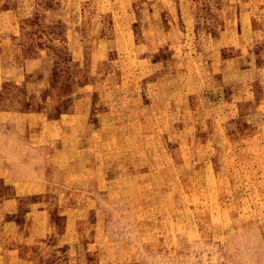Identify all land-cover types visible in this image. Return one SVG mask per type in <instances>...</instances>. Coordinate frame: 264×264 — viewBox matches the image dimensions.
<instances>
[{"label":"rangeland","instance_id":"obj_1","mask_svg":"<svg viewBox=\"0 0 264 264\" xmlns=\"http://www.w3.org/2000/svg\"><path fill=\"white\" fill-rule=\"evenodd\" d=\"M0 87L1 108L36 97V122L84 142L77 159L103 160L98 196L112 235L101 236L102 259L79 264H109L113 253H128L118 264H264V0H0ZM147 114L150 125L137 123ZM12 129L1 112L0 154L16 157L2 145ZM18 150L37 171L58 164ZM59 163L57 175L76 182L74 163ZM3 180L1 203L13 188ZM56 196L30 206H59ZM21 202L0 203V219L23 224ZM66 250L55 248L53 264H68Z\"/></svg>","mask_w":264,"mask_h":264},{"label":"crops","instance_id":"obj_2","mask_svg":"<svg viewBox=\"0 0 264 264\" xmlns=\"http://www.w3.org/2000/svg\"><path fill=\"white\" fill-rule=\"evenodd\" d=\"M253 21H255L254 18ZM248 70L249 72H252L255 70V67L251 65V68H248L246 70V73H248L247 72ZM43 160H48V158ZM79 162L81 161L79 160ZM87 162L88 164L86 165H84L83 163H82L83 165L79 164L78 166L72 164L71 171L72 173L77 174L76 182L72 181L70 183V186H67L64 183L59 184L56 185L53 189H52L53 186L52 180L54 179L53 177L55 176L54 171H56L55 170L56 167L52 165L50 166L46 165V167L42 171L40 170L37 171V169L33 168L36 174H38L39 178L34 179L33 182H30L27 185V186L30 185L28 187L30 188L29 189L30 191L25 190L23 193L17 187L15 188L11 187L12 184L15 185L14 176L8 177L2 175L4 179L3 180L4 184L11 187L10 189H8V191L12 194V196L5 198L3 200L4 203L0 202L1 204L4 205L8 203L9 200H12L15 202L14 210L16 209L21 210L23 205L21 201L16 203L15 198H17V196L19 197L21 195H24V197H26L28 196L27 194L39 195L42 193L51 194L53 196L55 194L57 195L56 199L58 200L59 206L61 204H64L65 211L63 212L59 211L60 212L59 216H61V218L59 220L55 218L54 223H63V224L65 223V225H64V229H62L59 226L55 227L54 224H51L49 222L47 223V221H45V217H43L42 220L38 222L34 220L32 221V219L29 218L30 215L29 206L27 208L28 210H26L24 214L25 217L23 220L24 222L23 224H20L15 219H7V220L0 219V243L2 245L1 250L4 249L5 251L4 253H0V264H53L54 262L53 259L56 254L55 248L57 246L62 247L64 251L65 249H67L66 253L64 254L67 258L68 264H79L81 261H83V257L86 258L88 261L91 260V258L100 259L102 255L105 254L98 252V250L101 248L100 247L101 236L109 238L110 235H112V233L110 229V223L101 214L102 208L105 209L104 208L105 206L102 204L100 197L98 195H100L102 189L104 188L101 187L100 184L101 179L99 176H97L96 178L90 177L89 179H87V180L92 179V181L90 182L91 186L85 184L86 173H88L87 167H90L91 165V167L95 169L96 167L101 166L102 164L101 165L98 164V162H100L98 160L95 161L88 160ZM80 166H82V168H79ZM58 173H60L59 168H57V174ZM64 176L67 175L64 174ZM106 177L109 179L114 176H110L107 174ZM125 177H131V173L126 174ZM70 194L82 195L83 199H80L79 197H75L73 201L72 200L64 201L68 198ZM43 206L44 207L39 210L40 213L47 212L45 206L47 207L48 205H43ZM41 207L42 205H40L39 203V208ZM54 215H56V213ZM45 224L46 226L48 225L46 231L51 233L49 234V236L46 235V233H44V235L39 233L41 231V228H43ZM67 225L80 227V233L74 241L64 240V238H66L65 237L66 234H68V229H65V226ZM58 227L59 229H57ZM52 236L61 238V242L57 246H54L53 243L50 246L48 244H44L45 241L50 240ZM85 247H87L86 250L91 251V253H76L75 249L77 248L84 249ZM116 254L124 256L128 253H113L112 255H114V258L110 259L109 264L119 263L118 260L120 259L117 260L115 258ZM90 264H94V263L91 261ZM95 264H98V261H96Z\"/></svg>","mask_w":264,"mask_h":264},{"label":"bare ground","instance_id":"obj_3","mask_svg":"<svg viewBox=\"0 0 264 264\" xmlns=\"http://www.w3.org/2000/svg\"><path fill=\"white\" fill-rule=\"evenodd\" d=\"M32 81L34 82V79L32 80L31 79V75L28 74V82H29V85L28 86H31V87H34L35 86ZM26 89L29 90V87H26ZM33 100H34L33 101V104H31L29 102H24L23 104H16V107L17 108H15V109H11V108H5L4 109V108H1L0 107V113L3 112L5 114L6 120H11V122H13V129L12 130H13V133H14V137L13 138H9L7 140H4L3 142L1 141L2 142V145L4 147H6V148L15 145V148H16V157H15V155L13 153H8V154H5V155H1L0 154V161H1L0 164L2 163V165H0V179H3V176L2 175H5L6 176V171H9L10 172V176L9 177H11V176L13 177L14 176V180H15V185L16 186L13 184V188H15V187L18 188V185L20 184V186L24 188V190L18 188L22 193L25 190L28 191L27 188L30 186V185L27 186L30 182L27 181V180H23V179H28V178L34 176V174L36 175V172L33 169V166H31V165L30 166H26V165L20 163L21 162L20 161L21 156H20V152L18 150L19 148L20 149L29 150L32 153V155H31L32 158L31 159H33V160L50 158L54 162H56V163L58 162L59 165L57 164L55 166L56 167V169H55L56 171H54L55 176L53 177L54 179L52 180V184H53L52 189L56 185L63 184V183L65 185H67V186H70V178H71L70 175H67V176L57 175V168L61 169L62 167H60V165H63V164L59 163L61 160H63V162H65V159H67V161H69L70 163H74V164H77L78 163V165L79 164H82V163L84 165H86L87 164L86 161H88V159L87 158H84V157H81L80 159H77L78 154H80L82 152L81 150H83V148L86 146V144L84 142H83V144H81V143L78 142L79 144L77 145L76 142L74 141V139L68 137L65 134H58L57 136H55L52 133V129L54 127V124L52 122H44V123L36 122V118H37L38 114L40 113V111L43 108H42V106L40 107L38 105V101H37L36 97H34ZM160 106L161 105L156 104V106H155L156 107V110L161 109ZM153 107L154 106H151V108H153ZM147 109H148V107L140 106V110L143 112V114H144L145 110H147ZM65 115L68 118H72V117L75 116L74 112L71 109L66 110L65 111ZM27 116L31 117L32 121H26V117ZM149 118H151V117L149 116V114H147L145 116V119L142 118L143 122H139L137 120V123L142 124V126L150 125L151 121L149 120ZM77 119H78V117H77ZM126 122L127 121L123 122L122 124L125 126L126 125L125 124ZM89 123H91V122H89ZM122 124H120V125L122 126V128H124V126ZM133 124L135 125L136 128H138L137 127V124H135V123H133ZM80 125H81V123H80ZM112 127H114V128H110V130H112V131L113 130H117L116 127H115V125H113ZM81 128L83 129L82 125H81ZM100 129H101V127H99V129H98L97 132H99ZM125 137H128V136H125ZM100 139L101 140H104L103 138H100ZM100 139L98 140V137H96V140L94 141V144H98V143L99 144L100 143L103 144V142ZM110 139L111 140H114V138L113 139L110 138ZM128 139H129V137H128ZM130 140H131V138H130ZM78 141H80V140H78ZM65 142H70L72 144V149H70V150L63 149V144ZM3 152L5 153L6 151L3 150ZM99 153H100V150L98 148V155H99ZM160 154L161 153H157L156 155H160ZM109 157H112V158H114V157L121 158V154H115V155L110 154ZM157 157H159V156H157ZM92 158H93V160H96L98 158V161H100V162L103 161L97 155H93ZM159 158H161V157H159ZM79 160L81 162H79ZM87 168L89 169V167H87ZM98 169H99V166L96 167L95 169H93V167H92V169H91L92 171H90L88 173V176H90V174H93V177L92 178H96L98 176V173H99ZM64 170L65 169H63V171ZM84 177H85V175H84ZM10 179H12V178H10ZM58 179H61V180H58ZM75 180H76V178H75ZM5 186H6L5 187V189H6L8 187V185H5ZM153 188H158V187H154L151 184L148 187L135 186L133 189L125 188V191L126 192H134L135 194L142 195V193H138V192L139 191L142 192L143 190H146V191L153 190L155 192L156 189H153ZM80 189H82V188H80ZM40 190H42V189H40ZM200 191H201V189H200ZM46 194H44V193L39 194V195H37V194H31V195L30 194H27L28 196H26V197H24V195H21L19 197L17 196V198H15V197L14 198H15L16 203L19 202V201H23V200L26 201V200H28V201H30V204H31V199L33 197L35 199L40 198L41 202H44L51 195V194H48V195H46ZM7 197H9V196H7ZM75 197H79L80 199H83V196L82 195L70 194L68 196V198L66 200H64V201H70V200L73 201V199ZM49 199L47 201H49ZM85 199H87V198H85ZM1 200H2V196L0 194V202H1ZM6 204L7 205L12 204L13 205V204H15V202L12 201V200H9V202L6 203ZM30 204H28L29 209H30L29 218L32 219V221L34 220V221L37 222L39 220L37 218L39 216L41 217V215H43V216H46L45 220L48 219L47 220V223L49 222L51 224H54L55 227L56 226H59L62 229H64L65 223L64 224L63 223H54L55 222V217H53V215H52V214H55V212H58V207L59 206H49V205L47 207L45 206L47 212L40 213V211H39L40 208L38 206V203L36 205H34V206H30ZM64 209H65L64 208V204H61L60 207H59V210L61 212H63V211H65ZM0 210H1V204H0ZM178 211H180V210H178ZM47 227H48V225L46 226V224H45L43 226V228H41V231L39 233L44 235V233L46 232V235L49 236V234H51V233L46 231ZM59 227L57 229H59ZM65 229H68V234H66V236H65L66 238H64V240L74 241L77 238V236L79 235V233H80V227L79 226L67 225V226H65ZM60 242H61V238H57L56 237V240H55V242L53 244H54V246H56L55 244L58 245ZM1 246L2 245L0 243V253H4L5 251H4V249L1 250Z\"/></svg>","mask_w":264,"mask_h":264}]
</instances>
